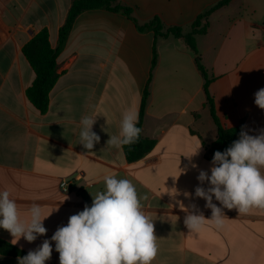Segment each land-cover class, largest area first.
<instances>
[{
    "label": "crops",
    "instance_id": "1",
    "mask_svg": "<svg viewBox=\"0 0 264 264\" xmlns=\"http://www.w3.org/2000/svg\"><path fill=\"white\" fill-rule=\"evenodd\" d=\"M220 1L118 0L132 9L136 22L105 9L82 12L58 56L60 76L42 114L26 96L35 73L22 48L44 28L56 48L72 0H0V191L10 192L21 219L28 218L33 204L42 216L51 214L44 220L47 234L32 243L21 238L15 244L2 228L0 239L27 253L36 249L71 215L90 206L111 175L130 180L138 194L148 196L142 204L159 246L153 264H264V211L240 215L225 209L221 228L206 225L192 232L185 227L193 204L211 216L195 188L199 172L210 170L217 126L204 77L184 40L155 38L153 31L137 28L159 18L165 28L179 27L186 35L195 19ZM196 43L221 124L246 125L253 135L264 129V110L254 103V94L264 88V0H231L211 14L207 33L197 35ZM147 84L142 135L156 144L129 163L122 147H108L107 140L119 134L125 111L139 116ZM85 116L96 118L93 131L100 142L93 150L80 144ZM74 177L63 191L61 180ZM52 246L46 264H59ZM17 258L0 254V264H18Z\"/></svg>",
    "mask_w": 264,
    "mask_h": 264
},
{
    "label": "clouds",
    "instance_id": "2",
    "mask_svg": "<svg viewBox=\"0 0 264 264\" xmlns=\"http://www.w3.org/2000/svg\"><path fill=\"white\" fill-rule=\"evenodd\" d=\"M254 96L255 105L264 110V88ZM138 121L137 111H125L119 134L109 135L107 146L119 149L136 143L142 132ZM95 122L96 118L88 116L81 119L80 144L85 150H93L100 142V136L93 131ZM250 131L242 125L239 138L223 152L214 153L210 170L199 172L200 186L195 188V197L206 201L205 207L211 210V216L205 217L195 204L191 205L184 217L189 231L199 232L206 225L223 227L225 209L240 215L253 209L264 211V129L255 135L249 134ZM201 147L188 156L190 161ZM104 183L105 190L92 196L90 206L86 204L82 211L71 215L50 240L44 239L36 249L18 257V264H46L52 257L53 242L59 264H153L159 246L154 222L142 204L148 196L138 194L128 179L109 175ZM50 215L42 216L41 207L33 204L28 218L21 219L10 192L0 191V228L11 235L15 244L21 238L32 243L39 236H45L48 230L44 220Z\"/></svg>",
    "mask_w": 264,
    "mask_h": 264
},
{
    "label": "trees",
    "instance_id": "3",
    "mask_svg": "<svg viewBox=\"0 0 264 264\" xmlns=\"http://www.w3.org/2000/svg\"><path fill=\"white\" fill-rule=\"evenodd\" d=\"M231 0H222L209 10L200 14L192 24L191 32L184 35L181 28L170 27L165 28L159 18H154L149 23L137 25L139 31H153L155 38H182L187 48L195 55L196 63L199 71L204 77V90L207 97V105L209 106L213 121L217 126V139L211 144L210 152L212 155L216 151L223 152L234 140L239 138L242 124L232 128H226L221 124L216 114L213 98L210 96L208 87L212 82L207 70L201 62V56L196 43L197 35H204L208 31L209 17L217 9L227 5ZM94 9H105L113 12H120L129 19H135L132 16V9L120 4L118 0H72L71 6L64 24L59 29V38L56 48L51 47L49 42V32L46 28L38 32L30 41L22 48V53L29 62L35 73L33 84L26 90V96L30 103L45 114L49 109L50 92L55 86L60 74L58 72L57 59L61 51L64 49L76 18L84 11ZM157 63L156 48H153L152 69ZM148 85L146 86L141 102L139 121L137 126L142 129L145 113V106L149 95ZM155 140L145 138L140 134L139 140L132 145L122 146L125 157L129 163L136 162L148 155L155 147ZM0 254L4 256L21 257L27 255V252L17 246L0 239Z\"/></svg>",
    "mask_w": 264,
    "mask_h": 264
},
{
    "label": "built area",
    "instance_id": "4",
    "mask_svg": "<svg viewBox=\"0 0 264 264\" xmlns=\"http://www.w3.org/2000/svg\"><path fill=\"white\" fill-rule=\"evenodd\" d=\"M73 179L75 180L76 177L72 178V179H62L61 182H60V187L63 191L67 192L69 189H70V186L73 182Z\"/></svg>",
    "mask_w": 264,
    "mask_h": 264
}]
</instances>
